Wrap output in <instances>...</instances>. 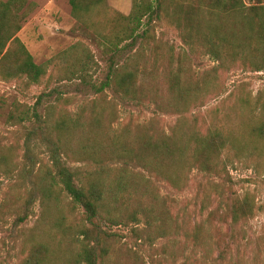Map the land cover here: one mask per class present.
Instances as JSON below:
<instances>
[{
  "label": "trees",
  "instance_id": "1",
  "mask_svg": "<svg viewBox=\"0 0 264 264\" xmlns=\"http://www.w3.org/2000/svg\"><path fill=\"white\" fill-rule=\"evenodd\" d=\"M68 1L73 17L95 34L104 52L111 56L103 79L90 72L97 61L82 42L37 63L18 36L37 4L30 0H0V80L15 81L23 89L44 86L33 105L14 104L8 121L24 131L25 151L19 160L16 152L0 151V174L11 176L21 167L45 181L46 193L54 194L57 201L60 197L56 187H60L71 203L84 209L90 224L68 225L83 236L73 264H107L108 252L98 221L111 225L135 222L137 234L142 231L141 222L151 229L154 219L165 220L169 215V210L154 215L160 194L152 178L181 190L195 169L218 173L222 154L235 147L233 133L223 127L207 133L197 124L185 129V114L218 92L223 74L236 69L264 70V5L247 6L243 0H133L131 13L124 15L110 8L106 0ZM159 26L177 32L184 46L182 52L176 54L174 48L161 50L156 35ZM135 46L136 63L119 65L116 59ZM148 50L155 53L157 61L167 53L168 60L177 66L168 79L167 102L156 104L161 112L182 115L170 133L158 127L157 117L138 122L136 132L129 125L114 128L115 112L112 106L106 107L107 89L139 106L151 100L153 93L145 87L147 70L137 60ZM200 55H208L216 65L203 79L186 80L188 60ZM150 75L156 78L154 73ZM54 81L75 83L79 92L93 97L74 112L67 107L73 102L69 96L60 95L55 103L44 105L43 101L56 90H49ZM256 131L264 136V126ZM36 147L45 148V156L36 154ZM133 167L142 171L136 172ZM34 189L16 201L9 196L0 200V227L12 214H17L16 224L29 217L37 194ZM75 211L71 208V213ZM253 215V201L246 195L228 202L221 220L237 223ZM58 222L60 226L63 221ZM197 233L187 234V238L196 244L206 240V235ZM57 244L60 246L62 241ZM24 246L28 253L22 264H52V259L61 255L36 236L26 239Z\"/></svg>",
  "mask_w": 264,
  "mask_h": 264
},
{
  "label": "rangeland",
  "instance_id": "2",
  "mask_svg": "<svg viewBox=\"0 0 264 264\" xmlns=\"http://www.w3.org/2000/svg\"><path fill=\"white\" fill-rule=\"evenodd\" d=\"M37 4L30 10L18 33L37 63H44L61 51L77 43L85 44L97 61L91 66L98 79H103L110 65V54L100 45V40L86 29L72 15L68 0H31ZM247 6L264 5V0H243ZM114 11L128 15L133 0H106ZM54 5V7H53ZM97 20V18L95 17ZM101 20V19H100ZM156 35L161 50L174 48L175 53L184 50L177 32L168 27H157ZM137 60L147 70L145 87L152 91L151 100L144 105L124 101L107 89L106 107L115 112L114 128L129 125L136 132V124L157 117L158 127L170 133L182 116L176 112H161L158 102H167L169 76L176 69L167 53L155 59V53L148 50ZM119 65L136 63V46L126 49L117 58ZM187 79H203L216 62L208 55L192 56L187 62ZM154 73L153 79L150 73ZM54 83L49 90L53 95L43 101L44 105L55 103L60 95L72 97L67 107L77 111L93 97V94L79 92L75 83ZM42 84L23 89L15 81L0 80V151L16 152L23 158L26 135L17 125L8 121L15 103L33 105L43 92ZM155 93H157L155 95ZM185 129L196 124L203 133L216 127H223L233 133L235 147L227 150L220 158L218 173L209 174L195 169L187 186L179 190L168 182L152 178L160 198L155 203V216L169 210L168 218L157 221L151 229L144 222L142 231L136 233L135 222L128 225H111L98 221L107 250V264H264V136L256 129L264 126V70L259 72L236 69L221 76L218 92L209 95L203 105L192 107L186 114ZM107 119V118H106ZM105 119V120H106ZM35 153L45 156V148L36 147ZM24 165V164H23ZM22 165V167H23ZM134 171H142L133 167ZM37 191L30 207L29 217L16 224L17 214H12L0 227V264H22L28 253L24 242L36 236L49 245L52 251L61 254L54 257L52 264H73L83 236L75 229L76 223L86 222L84 209L71 203V198L60 187H56L60 200L54 194L46 193V182L35 174H29L19 167L11 176L0 174V200L6 196L11 201L25 197L31 189ZM250 197L254 215L237 223L221 220L227 203L244 196ZM21 203H19V206ZM132 208L134 206H131ZM22 208V206H21ZM71 208L76 209L71 213ZM213 215L210 216V213ZM63 221L60 226L58 220ZM230 220V219H229ZM161 229V230H160ZM62 234H61V233ZM161 232L165 236H161ZM194 232L206 235V240L196 244L187 238ZM58 241L62 244L58 246ZM92 244L95 241L91 240ZM98 251V250H97ZM100 252V251H98Z\"/></svg>",
  "mask_w": 264,
  "mask_h": 264
},
{
  "label": "crops",
  "instance_id": "3",
  "mask_svg": "<svg viewBox=\"0 0 264 264\" xmlns=\"http://www.w3.org/2000/svg\"><path fill=\"white\" fill-rule=\"evenodd\" d=\"M31 1V0H30ZM33 2V1H32ZM52 4H54L53 3V0H49V5L51 6ZM53 7H54V5H53Z\"/></svg>",
  "mask_w": 264,
  "mask_h": 264
}]
</instances>
